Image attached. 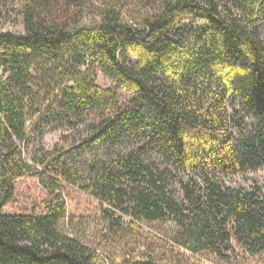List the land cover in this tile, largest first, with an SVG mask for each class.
I'll return each mask as SVG.
<instances>
[{"label": "trees", "instance_id": "obj_1", "mask_svg": "<svg viewBox=\"0 0 264 264\" xmlns=\"http://www.w3.org/2000/svg\"><path fill=\"white\" fill-rule=\"evenodd\" d=\"M137 1L132 19L131 2L111 0L94 23L65 27L57 9L78 0H23L24 32L0 29V264H102L65 229L62 183L106 206L100 248L125 257L140 250L135 224L156 222L192 255L264 253L263 190L225 183L264 168V0ZM14 2L0 0V20ZM36 120L86 131L31 167ZM27 178L49 191L44 213L5 214Z\"/></svg>", "mask_w": 264, "mask_h": 264}, {"label": "rangeland", "instance_id": "obj_2", "mask_svg": "<svg viewBox=\"0 0 264 264\" xmlns=\"http://www.w3.org/2000/svg\"><path fill=\"white\" fill-rule=\"evenodd\" d=\"M111 0H78L73 4L63 2L57 9L59 22L65 27H78L90 25L99 20L100 14L110 4ZM130 2L133 8L127 19H132V11L141 12L144 10L143 3L137 0H116ZM23 0H15L14 3L4 10V16L0 20V29L9 30L17 33L24 32L22 19L19 17L23 10ZM58 22V18H57ZM187 23H192L188 19ZM197 24L201 25L200 22ZM264 38V26H263ZM223 70V68L221 69ZM230 72L225 71V75ZM96 82L103 89L112 88V83L100 72L96 77ZM124 101H130L133 93L123 92ZM59 99V98H58ZM64 101L58 100V106L63 105ZM30 138L28 143L23 146L22 154L24 162L34 167V157L40 151L53 152L56 149H68L85 134L86 128L81 125L77 129H70L61 126H45L37 120L29 124ZM104 150L93 154H87L86 159L92 161L102 158ZM225 183L231 187H260L264 192V168L253 172H245L236 176L225 178ZM63 197L67 204L68 218L65 229L70 236L77 238L85 245L98 250L102 264H124L125 259H130L133 263L143 264H264V253L257 256H249L241 248L235 245V253L229 261L219 259L213 254L205 253L192 255L189 252L177 247L172 242V235L175 226L169 222L156 223H137L136 229L139 235L140 250L132 257H125V254L113 246L106 245L100 248L101 238L105 235V222L102 219L103 206L98 200L82 192L80 189L62 183ZM48 189L38 178H27L20 180L15 186V195L3 212L8 215L18 214H42L44 213L43 202L48 197ZM129 222V219H126Z\"/></svg>", "mask_w": 264, "mask_h": 264}]
</instances>
